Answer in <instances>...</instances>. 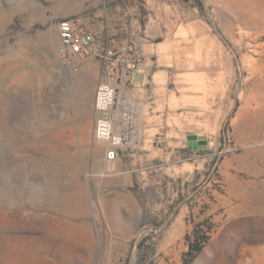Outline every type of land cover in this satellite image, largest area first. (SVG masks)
Masks as SVG:
<instances>
[{"label": "rangeland", "instance_id": "1", "mask_svg": "<svg viewBox=\"0 0 264 264\" xmlns=\"http://www.w3.org/2000/svg\"><path fill=\"white\" fill-rule=\"evenodd\" d=\"M64 17L145 54L150 124L114 162ZM195 224L189 264H264V0H0V264H183Z\"/></svg>", "mask_w": 264, "mask_h": 264}, {"label": "built area", "instance_id": "2", "mask_svg": "<svg viewBox=\"0 0 264 264\" xmlns=\"http://www.w3.org/2000/svg\"><path fill=\"white\" fill-rule=\"evenodd\" d=\"M56 56L62 68L78 71L88 58L96 59L101 76L95 87L93 136L105 144L104 160L114 162L140 143L144 107L132 97L135 74L149 68L140 41H95L82 19L64 17L56 24Z\"/></svg>", "mask_w": 264, "mask_h": 264}, {"label": "trees", "instance_id": "3", "mask_svg": "<svg viewBox=\"0 0 264 264\" xmlns=\"http://www.w3.org/2000/svg\"><path fill=\"white\" fill-rule=\"evenodd\" d=\"M208 230H203L200 228L199 224H195L192 232L186 234L185 239L188 244V249L185 252V257L183 264H189L190 261L199 253L204 244L208 239ZM142 241L139 242L138 247H141ZM139 260V256H138Z\"/></svg>", "mask_w": 264, "mask_h": 264}, {"label": "crops", "instance_id": "4", "mask_svg": "<svg viewBox=\"0 0 264 264\" xmlns=\"http://www.w3.org/2000/svg\"><path fill=\"white\" fill-rule=\"evenodd\" d=\"M144 59H145V55H144ZM143 64H146V63H143ZM145 71L146 70H144V71H139V72H137V73H140L141 74V79L139 80V81H135L134 80V83H135V85H136V87H135V89H134V91L132 92V96H134V95H138L139 97H137V99L142 103V105L143 106H145L146 104L144 103V101H145V98H144V94H145ZM136 73V74H137ZM136 74H135V76H136ZM133 98H135L136 99V97L134 96ZM147 106V105H146ZM145 121V120H144ZM150 123H147L146 121H145V124L143 123L142 125H144V126H147V125H149ZM142 139V138H141ZM141 139H140V141H141ZM144 141V140H143ZM140 147H143V145H140Z\"/></svg>", "mask_w": 264, "mask_h": 264}, {"label": "water", "instance_id": "5", "mask_svg": "<svg viewBox=\"0 0 264 264\" xmlns=\"http://www.w3.org/2000/svg\"><path fill=\"white\" fill-rule=\"evenodd\" d=\"M207 146L206 135L204 134H188L187 149H205Z\"/></svg>", "mask_w": 264, "mask_h": 264}, {"label": "bare ground", "instance_id": "6", "mask_svg": "<svg viewBox=\"0 0 264 264\" xmlns=\"http://www.w3.org/2000/svg\"><path fill=\"white\" fill-rule=\"evenodd\" d=\"M87 127H88V125H87Z\"/></svg>", "mask_w": 264, "mask_h": 264}]
</instances>
